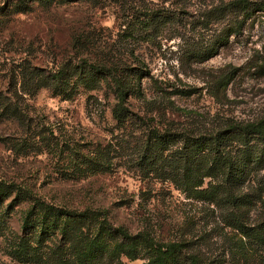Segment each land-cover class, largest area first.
Listing matches in <instances>:
<instances>
[{
  "label": "trees",
  "instance_id": "16d2710c",
  "mask_svg": "<svg viewBox=\"0 0 264 264\" xmlns=\"http://www.w3.org/2000/svg\"><path fill=\"white\" fill-rule=\"evenodd\" d=\"M5 1L4 7L9 6L12 14L50 11L79 2L121 11L119 29L114 34L104 33L103 26L97 27L98 32L88 29L85 22L75 27L69 24L72 29L64 45L48 52L51 64L40 66L23 60L5 84L0 81V119L25 129L21 141L16 136H11L16 141L10 140V147L22 155L44 152L49 147V141L29 132L30 98L40 89L46 88L62 99H72L80 90L95 91L87 96L85 104L100 110L112 98L115 125L106 154L111 152V159L120 155L125 169L143 181L139 192L143 201L138 202L141 209L136 211L141 224L133 228L124 222L115 223L106 210L98 209L103 214L98 227L102 229L107 223L110 237L123 245L120 252L111 254V262L128 264L120 256L124 255L129 261L144 258L141 264H203L189 231H167L165 222L147 207L157 196L171 194L172 187L219 207L224 225L250 238L264 252V111L251 119L207 117L175 103L172 95L189 96L191 87L172 91L160 88L151 95L144 90L142 80L150 71L135 53L136 45L140 47L167 24L180 21L185 13L181 10L186 7L184 0ZM172 5L175 7L170 9ZM262 17L264 0H220L202 14L206 23L221 22L217 44L200 50L199 57L209 58L217 47L228 43L231 35L240 34L249 22ZM98 154L96 147L89 146L82 158L98 163ZM106 164L104 169L112 168L117 160ZM8 196H13L10 204L27 201L29 205L22 220L27 231L7 240L9 256L31 264H95L86 250L75 248L72 242L56 241L59 236L69 238L91 225L94 212L87 206L71 208L56 203L29 185L1 177L0 198ZM143 245L150 251L146 255L141 252Z\"/></svg>",
  "mask_w": 264,
  "mask_h": 264
},
{
  "label": "rangeland",
  "instance_id": "374dc122",
  "mask_svg": "<svg viewBox=\"0 0 264 264\" xmlns=\"http://www.w3.org/2000/svg\"><path fill=\"white\" fill-rule=\"evenodd\" d=\"M5 2L0 0V81L3 84L23 60L40 66L51 64L48 52L64 45L72 29L68 28L69 24L75 27L85 22L88 29L96 32L97 27L103 26L104 33L114 34L121 20V11H114L111 6L98 8L89 2L16 14L9 12V6L4 7ZM218 3L220 0H184L186 7L181 10L185 13L180 15V21L167 24L140 47L136 45L135 53L144 59L150 71L142 80L144 90L151 95L160 88L172 91L191 87L193 93L189 96L172 95L177 105L207 117L255 118L264 111V19L249 22L240 34L231 35L226 45L217 47L212 56L201 59L200 50L217 44L222 27L220 21L206 23L202 14ZM172 33L178 35L170 38ZM91 93L95 91L80 90L74 98L62 99L42 88L30 98L29 132L36 134L37 139L43 137L44 142L49 141L44 152L17 153L10 147V140L16 141L18 137L17 141H21L25 129L0 119V178L22 182L44 198L71 208L87 206L94 212L91 225L84 226L81 233L73 232L69 238L59 236L56 241L72 242L75 248L86 250L88 259L95 264H118L111 262L110 256L120 252L123 245L110 237L107 223L102 229L98 227L103 219L98 209L106 210L115 223L124 222L130 228L140 226L136 211L141 209L138 202L143 201L139 195L143 181L125 169L118 158L120 155L112 157L117 160L115 166L104 169L112 160V153L106 154L115 125L111 118L112 98L102 111L86 106ZM11 136L16 137L11 139ZM89 146L96 147L98 163L83 160L82 154ZM12 197L0 198V264H31L12 258L6 251L11 236L27 231L22 227V220L29 205L27 201L10 204ZM147 207L153 216L165 222L167 231L178 228L189 231V239L198 249L203 264H261L264 261V252L250 238L224 225L220 208L200 196L186 195L172 187L171 194L157 196ZM141 252L146 255L150 251L143 245ZM120 256L128 264H141L144 260L129 261L126 256Z\"/></svg>",
  "mask_w": 264,
  "mask_h": 264
}]
</instances>
